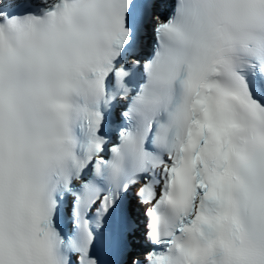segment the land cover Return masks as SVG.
Segmentation results:
<instances>
[{
	"label": "snow or ice",
	"instance_id": "1",
	"mask_svg": "<svg viewBox=\"0 0 264 264\" xmlns=\"http://www.w3.org/2000/svg\"><path fill=\"white\" fill-rule=\"evenodd\" d=\"M0 264H264V0H0Z\"/></svg>",
	"mask_w": 264,
	"mask_h": 264
}]
</instances>
